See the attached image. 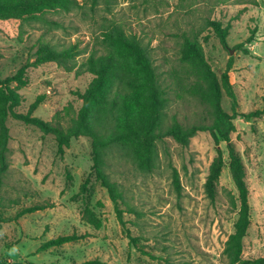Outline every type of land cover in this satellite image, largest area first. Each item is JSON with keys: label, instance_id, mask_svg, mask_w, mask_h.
I'll list each match as a JSON object with an SVG mask.
<instances>
[{"label": "rangeland", "instance_id": "obj_1", "mask_svg": "<svg viewBox=\"0 0 264 264\" xmlns=\"http://www.w3.org/2000/svg\"><path fill=\"white\" fill-rule=\"evenodd\" d=\"M208 20L229 26L226 48L208 28ZM59 21L61 28L31 24L22 41L0 32V78L32 63L39 39L64 47L78 43L86 51L77 58L81 63L102 26L116 24L149 45L156 73L170 98L164 126L172 118L191 126L210 121L204 108L183 94L174 77L180 69L183 33L201 31L205 57L218 77L232 58L229 77L238 116L230 138L245 168L250 204L242 258L263 257L264 116L246 120L240 115L264 109V0H226L218 5L214 0H111L107 5L102 2L94 14L86 8ZM251 34L254 41L248 43ZM26 71L28 83L18 89L23 100L18 111L27 113L39 101L32 115L47 122L65 107L77 111L82 104L78 93L85 92L93 78L89 73L68 72L55 63L28 66ZM222 107L233 113L226 96ZM7 125L10 167L1 189L5 207L0 212L12 218L23 208L47 207L17 221L0 223V264H81L94 259L105 264H228L223 251L234 232L239 208L225 142L219 145L224 167L213 200L204 188L217 155L208 132L197 133L186 147L163 138L150 172L113 151L107 172L122 194V224L108 191L91 174L89 138L73 139L65 153L58 155L52 135L12 118ZM174 169L181 185L178 191ZM86 180L87 189L81 191ZM87 206L99 217L100 228L83 221ZM71 234L86 238L37 252L41 244ZM129 237L136 238V245Z\"/></svg>", "mask_w": 264, "mask_h": 264}, {"label": "trees", "instance_id": "obj_2", "mask_svg": "<svg viewBox=\"0 0 264 264\" xmlns=\"http://www.w3.org/2000/svg\"><path fill=\"white\" fill-rule=\"evenodd\" d=\"M111 0H0V32L9 38L22 41L27 33L26 28L33 23H43L52 28H61L59 19L75 11L89 10L93 14L103 2ZM226 0H214V5ZM253 4H256L255 1ZM223 47H227L229 26L223 27L218 21H207ZM253 34V33H252ZM247 39L254 41L253 35ZM201 31L183 33L179 51L180 69L175 74L176 83L183 94L198 102L206 112L209 123L191 126L182 125L176 118L164 126L170 98L165 82L158 78L151 50L148 44L134 34L116 25L102 26L95 45L87 52L85 59L78 63L77 58L84 54L79 44L57 46L39 39L35 60L19 68L14 74L0 78V208H4L1 189L10 167L9 118L38 128L44 135H52L57 146V154L63 155L73 139L87 137L91 140L92 167L94 179L104 187L115 206L117 218L122 220L123 211L119 208L122 194L118 184L112 181L107 172L108 159L113 151L120 156L132 159L142 170L154 169L158 156V142L163 138H172L181 146H188L190 140L199 132H208L215 143L217 155L213 159L204 188L207 197L213 200L216 187L224 167L221 142L226 143L231 178L238 193V217L234 232L228 237L223 255L228 264H264V256L254 259H243V240L250 225L249 190L246 184L245 168L232 142L231 134L235 131L233 121L238 116L237 99L230 83L229 72L232 69V58L220 77L208 63L202 44ZM207 41V37H203ZM55 63L64 70L76 71L77 75L89 73L93 76L84 90L78 93L82 102L75 111L65 107L54 115L51 121H43L32 114L39 101L33 103L27 113L19 112L22 97L18 89L27 83L29 67H39ZM226 96L232 102V114L222 107ZM249 120L252 117L264 116V109L248 115H240ZM173 183L180 190L178 172L173 170ZM89 181L86 180L81 191H86ZM46 204H37L23 208L14 217H4L0 212V223L17 221L26 214L44 210ZM82 219L95 229L100 228L101 221L96 213L85 207ZM85 235H64L41 244L37 252L79 241ZM136 245V238L129 237ZM81 264H105L98 259Z\"/></svg>", "mask_w": 264, "mask_h": 264}]
</instances>
